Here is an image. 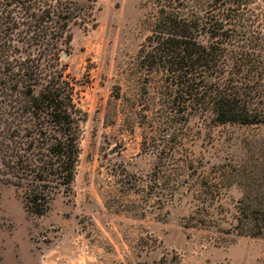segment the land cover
I'll return each instance as SVG.
<instances>
[{"label": "rangeland", "instance_id": "obj_1", "mask_svg": "<svg viewBox=\"0 0 264 264\" xmlns=\"http://www.w3.org/2000/svg\"><path fill=\"white\" fill-rule=\"evenodd\" d=\"M165 1L98 0L71 24L73 190L38 216L0 184V264H264V124L166 121L164 79L142 64ZM176 1L204 14L212 0ZM240 1L230 48L264 53V0Z\"/></svg>", "mask_w": 264, "mask_h": 264}, {"label": "trees", "instance_id": "obj_2", "mask_svg": "<svg viewBox=\"0 0 264 264\" xmlns=\"http://www.w3.org/2000/svg\"><path fill=\"white\" fill-rule=\"evenodd\" d=\"M97 2L0 0V184L38 216L73 190L83 113L61 59L71 24L92 22ZM165 2L142 64L164 79L166 121L209 115L221 125L264 124V53L230 48L242 1L212 0L204 14Z\"/></svg>", "mask_w": 264, "mask_h": 264}, {"label": "water", "instance_id": "obj_3", "mask_svg": "<svg viewBox=\"0 0 264 264\" xmlns=\"http://www.w3.org/2000/svg\"><path fill=\"white\" fill-rule=\"evenodd\" d=\"M66 58H67V55L63 54L62 59H66Z\"/></svg>", "mask_w": 264, "mask_h": 264}]
</instances>
